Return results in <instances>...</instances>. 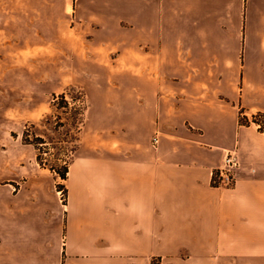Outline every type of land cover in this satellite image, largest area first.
<instances>
[{
    "label": "crops",
    "instance_id": "crops-1",
    "mask_svg": "<svg viewBox=\"0 0 264 264\" xmlns=\"http://www.w3.org/2000/svg\"><path fill=\"white\" fill-rule=\"evenodd\" d=\"M55 18L47 65L89 107L65 201L40 173L0 184V264H264V0H63ZM229 150L236 183L215 186Z\"/></svg>",
    "mask_w": 264,
    "mask_h": 264
},
{
    "label": "rangeland",
    "instance_id": "rangeland-1",
    "mask_svg": "<svg viewBox=\"0 0 264 264\" xmlns=\"http://www.w3.org/2000/svg\"><path fill=\"white\" fill-rule=\"evenodd\" d=\"M61 10L63 0H0V151L3 155L6 149L8 156L6 161L0 157V184L11 177L20 183L40 173L55 181L65 201L67 179L37 159L41 152L45 162L60 166L64 158L77 154L78 134L69 124L72 110L54 106V102L62 103L54 95L66 92L71 107L90 101L87 84L68 81L63 61L56 67L47 65L56 47L49 24L58 20L55 17ZM57 121L67 125L55 130ZM37 136L44 140L38 146L34 144Z\"/></svg>",
    "mask_w": 264,
    "mask_h": 264
},
{
    "label": "trees",
    "instance_id": "trees-1",
    "mask_svg": "<svg viewBox=\"0 0 264 264\" xmlns=\"http://www.w3.org/2000/svg\"><path fill=\"white\" fill-rule=\"evenodd\" d=\"M80 93H84L83 90H80ZM86 96V94H84ZM56 97H59L61 100H62V103L59 104V105H55L56 103L54 102L53 105L54 106H58V107H63V108H66L68 111V109L72 110L71 112V120H70V125L72 126L73 129L76 130L78 136L76 138V146H75V150L78 148L79 146V141H80V133L82 131V128L85 124V116H86V112H87V109L89 107V104L88 103H84L82 106H80L79 108L77 107H71L69 105V101L66 99V92H63L61 94H59L58 96L57 95H54V98ZM247 121V119H246ZM67 125V122H60V121H57V123L53 126V128L55 130L59 129L60 126H66ZM70 131L67 130V133H69ZM38 143H44V140L41 136H37L35 138V142L34 144L36 146H38ZM39 148V147H38ZM40 149V148H39ZM37 159L38 161L43 165V166H48L49 169H51L52 171L56 172L58 174V176H60L63 180H66L68 178V174H69V169H70V163H71V160L72 159H68V158H64L63 159V162L62 164H60V166L56 165V164H48L47 162H45L42 157V153L39 152L37 154ZM59 189V188H58ZM66 188L64 187V190ZM153 264H156V262H153Z\"/></svg>",
    "mask_w": 264,
    "mask_h": 264
},
{
    "label": "built area",
    "instance_id": "built-area-1",
    "mask_svg": "<svg viewBox=\"0 0 264 264\" xmlns=\"http://www.w3.org/2000/svg\"><path fill=\"white\" fill-rule=\"evenodd\" d=\"M251 121L255 122L259 127L264 128V116L262 114H254ZM155 143L158 142V136L153 137ZM241 160L235 150H229L223 159V162L213 170V185L219 187H232L236 183V170L240 167Z\"/></svg>",
    "mask_w": 264,
    "mask_h": 264
}]
</instances>
